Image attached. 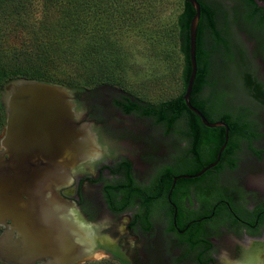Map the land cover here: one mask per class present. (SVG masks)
Wrapping results in <instances>:
<instances>
[{
	"label": "flooded vegetation",
	"instance_id": "af4514ba",
	"mask_svg": "<svg viewBox=\"0 0 264 264\" xmlns=\"http://www.w3.org/2000/svg\"><path fill=\"white\" fill-rule=\"evenodd\" d=\"M230 1V9L211 4L229 43L214 48L205 26L203 42L212 54L200 98L213 121L229 126L223 116L243 117L252 137L240 138L230 157L192 176L214 160L199 167L190 152L196 144L194 130L186 119L167 126L154 116L128 111L125 98L140 102L122 91L114 105L126 116L134 114L144 121L135 127L142 144L111 153L106 148L112 144L99 146L98 155L72 169L71 182L60 189L65 202L42 215L44 223L52 221L48 232L68 244L69 259L74 260L67 264L93 259L105 264H264V188L254 191L255 182L246 175L264 154V0ZM238 29L245 43L237 42ZM73 98L76 118L90 122L95 132L103 120L89 114H102L94 106L96 96L73 91ZM157 128L164 138L177 137L178 142L157 139L153 134ZM100 138L104 141L102 134ZM200 143L198 148L208 159L203 150L207 146ZM12 226L10 219L0 224V239ZM227 229L235 236L222 237ZM13 234L16 239L17 232ZM0 262L14 264L1 255ZM36 264L65 262L46 256Z\"/></svg>",
	"mask_w": 264,
	"mask_h": 264
},
{
	"label": "trees",
	"instance_id": "16d2710c",
	"mask_svg": "<svg viewBox=\"0 0 264 264\" xmlns=\"http://www.w3.org/2000/svg\"><path fill=\"white\" fill-rule=\"evenodd\" d=\"M163 0H0L6 13L0 23L20 22L29 33L28 42L5 56L0 63V96L3 85L15 78L26 77L64 84L77 94L107 86L123 87L117 77L120 66L118 51L122 33L142 30L153 18L157 3ZM201 18L196 37L197 74L190 94V102L212 122L201 101L202 88L206 83L212 52L203 42L205 26L210 30L214 48L229 42L222 36L216 19V10L211 0H199ZM182 10L177 16L176 33L180 40L184 57L182 73L183 89L173 98L152 103L141 97L131 99L128 111H137L154 116L157 122L173 126L177 120L186 119L194 130L195 146L190 150L196 157L199 167L217 159L218 152L225 142L226 128L207 127L201 118L188 108L184 100L188 79L191 73L189 54V24L195 9L188 0H182ZM215 3V2H214ZM39 10V11H37ZM0 24V25H1ZM152 30L150 26L149 29ZM145 31V30H143ZM129 34V33H128ZM231 57V55H230ZM122 105L121 102H118ZM229 124V139L221 158L230 157L237 149L241 138L250 140L251 132L243 117L223 116ZM5 113L0 100L1 130L4 128ZM203 141L208 159L198 148ZM0 264H5L0 262Z\"/></svg>",
	"mask_w": 264,
	"mask_h": 264
},
{
	"label": "water",
	"instance_id": "95a60500",
	"mask_svg": "<svg viewBox=\"0 0 264 264\" xmlns=\"http://www.w3.org/2000/svg\"><path fill=\"white\" fill-rule=\"evenodd\" d=\"M188 1L195 14L189 24L191 73L184 100L206 126L226 128L217 159L192 175L200 176L219 162L229 139V126L223 121L210 122L190 102L197 74L201 4L199 0ZM73 91L64 84L26 77L12 79L1 89L5 125L0 134V224L8 219L13 222L12 230L0 239V255L5 261L36 264L46 256L65 264L74 260L69 259L68 244L57 241V233L48 232L50 218L47 224L42 216L65 202L60 189L71 182L72 169L100 152L90 122L76 118ZM80 117L83 120V113Z\"/></svg>",
	"mask_w": 264,
	"mask_h": 264
},
{
	"label": "rangeland",
	"instance_id": "374dc122",
	"mask_svg": "<svg viewBox=\"0 0 264 264\" xmlns=\"http://www.w3.org/2000/svg\"><path fill=\"white\" fill-rule=\"evenodd\" d=\"M211 1L221 4L226 9L231 7L230 0ZM157 4L158 7L153 18L145 24L142 30L122 33L118 51L120 66L115 72L117 77L124 83L123 87L110 88L103 86L91 90L93 88L91 86L90 90L84 93L92 95V97L96 96L97 100L94 106L100 110L102 109V114L97 115L96 112L93 115L90 111L91 106L87 107L91 116L97 118L100 116L103 119L100 126L95 127L94 131L95 134L99 135L97 137L99 146L106 145L108 147V144L113 145L111 148H106L108 153L114 150L119 152L135 150L142 144L135 132V127L138 128V124H142L144 121L134 114L126 116L122 111H118L114 105L113 100L122 94L120 89H126L131 95L141 97L152 103L173 98L183 89L184 57L175 30L177 16L182 10L183 2L182 0H163ZM5 13L4 6L0 5V19L6 17ZM150 26L152 30H146ZM240 30L235 31L236 40L238 43H245L243 35L239 33ZM29 37L28 31L20 22L8 21L2 23L0 25V63L4 62L5 56L10 55L14 49L28 42ZM246 48L249 59L255 62V57L250 58L249 47ZM123 116H126V118ZM161 132V129L157 128L153 131V134L157 139L172 140V143L178 142L177 137L172 136L166 139L161 135ZM101 134L104 136V141L100 138ZM258 149L261 148L258 147ZM246 175L251 181L255 182H252L253 190L257 186L264 188V154L260 161L247 169ZM221 235L229 238L235 236L231 229H227ZM85 264L105 263L93 259Z\"/></svg>",
	"mask_w": 264,
	"mask_h": 264
}]
</instances>
